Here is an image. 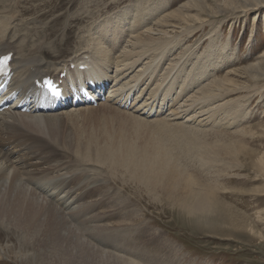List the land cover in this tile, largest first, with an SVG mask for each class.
<instances>
[{
    "label": "bare ground",
    "instance_id": "1",
    "mask_svg": "<svg viewBox=\"0 0 264 264\" xmlns=\"http://www.w3.org/2000/svg\"><path fill=\"white\" fill-rule=\"evenodd\" d=\"M5 1L0 0V11H2L0 16V55L6 53L12 54L10 61V86L12 90L20 94V97L14 101V104H10L11 108L22 98H31L33 96L37 90L34 85L35 79L40 80L45 76H52L58 81L60 79V73L65 72L66 76L62 78V84L65 90H69L72 86L78 88L80 84L88 79L95 83L100 82L105 84V86L107 83V102H103L99 106L103 107V109H113L116 111L114 112L112 110L114 113H122L130 118L132 123L138 126L137 128H148L150 131V142L137 144L127 139L123 140L124 135L120 133L110 135L105 133L106 136L103 137L109 136V138L103 142L98 138L92 137L86 139L77 137L74 139L72 136L76 135L68 133L64 128V118L88 111L92 109L91 105L73 107L70 112L59 110L52 112V114H43V111L41 112L39 110L20 112L19 110L12 109L3 111L0 113V225H4L3 228L5 229L9 227L13 228V230L15 229V232L20 235L18 241L22 242H20L21 244H19L18 249L24 250V253L27 248L34 250L32 252L34 256H28L26 258L28 260L33 259L34 261H38V257L41 259V261L39 260V264H48L49 261L52 264H86L91 262L92 257L100 264H177L174 258L169 261V257L163 256V254L151 246L140 245L137 247L135 242L129 240V235L122 225H115V228H111V223H105L102 218L108 216V213H106V209L102 210L105 201L101 199L108 198L111 204L116 199L114 205L111 206V208L113 207L112 213L120 214L119 211L124 212V215L120 216L122 218L121 223H125V216L129 218V212L132 210L130 207L134 203H130L126 195L121 192H113L112 189L111 191L108 189L110 184H116L114 176L119 175V179L122 178L125 180L126 175H128L136 185H140L145 189L147 188L150 192L155 190L156 186L160 183L157 182L158 184H156L155 179L160 177L158 175L163 176L162 178L167 175L169 181L170 179H173L172 181L177 180V183L176 181L175 183L178 185V181L182 177V169L178 168L179 166L175 162H173V165L171 161L175 160V156L173 155L174 151L181 150L183 152L182 147L184 143L188 144L187 142L192 139L193 135L191 131L195 127L186 124L192 121L194 123L198 118L201 119H198L199 123L203 119H206L208 122L220 110L222 113L225 112L223 114L226 117L231 116V118H234L237 115V108L240 107L239 101L235 100V98L230 102L224 101L226 97L230 95L232 97L233 94L240 93L241 88L229 87L233 78L228 76L233 74L228 72L221 77L212 79L213 81L211 80L208 83L204 81V85L200 84L198 88L195 87L193 94H191L193 89L190 91V95L184 104V110L181 112L176 111L177 115H174L176 118L162 117L158 119L162 116L164 106L167 107L166 96L168 94L163 92L161 94L156 88L154 90L150 89L149 93H147L151 83L149 84L150 77L147 76L145 69H148L149 75H153L154 73L157 75V66L163 62V58H166L167 52H169L168 54L172 52L171 50L174 48V45L169 43L167 45L165 44L164 47L158 46L161 37L155 39V35H158L159 32L153 30L144 21V16L140 17L137 15L138 17H134L135 21L132 25L133 27H139L141 25H139V22L141 21L143 24L140 26L141 28L139 27L141 31L132 35L134 28L129 27L131 36L126 45H129L130 49L124 47L117 56L113 55L115 52H111L112 50L116 51L114 41L118 38L114 36V32L122 31L124 33V28H121L119 23H127L125 21L127 17H124L128 14L126 11L118 17L117 21H114V23L111 22V24H116L114 26H109V23L105 24L102 21L98 24L99 30L101 28L103 32L102 35L99 34V37L103 40L101 43L106 44L105 48L95 40L92 42V48L89 49L85 46H79L73 50L67 59L56 63L53 60L67 52L62 47V42L57 43L54 47L52 45H33L27 48L24 42L10 36V32L6 31V27L8 26L7 21L9 22L12 18L20 15L19 6L21 5L19 0H7L6 3ZM263 1L224 0V4L233 9L235 7L243 9L246 12L250 10V6L253 3ZM196 4L197 7L202 8V11H204V5L201 3V0H196ZM188 5H190V2L185 6ZM221 8L218 7L215 12H220L222 10ZM172 15L174 16L173 18H179L180 16L183 19L186 18L185 15H181L180 12L177 13L175 11L164 16L162 19H157L154 24L159 27H174V24L169 21L173 19L170 17ZM201 15L199 12L196 17L199 18ZM129 26H131L130 23ZM111 29L113 31L108 34V31H111ZM108 40H113L111 42L112 44H108ZM117 44L119 47L121 43L117 40ZM228 44L229 42H225L220 48L217 47L221 57L215 58V61L209 62L210 56L214 55L212 52H215L211 51L208 54L204 53L201 61L198 59V62L193 63L194 69L189 72L190 74L183 76L188 86H194V83L198 80L205 79L206 67L209 63H226L230 60V58H226L229 51L225 53ZM149 52H153L154 55ZM185 53L178 54V58L175 56L177 59L170 66L164 68V75L158 79V81H166L168 83V89H171L175 85L180 88L181 83L179 84L180 81L178 83L176 82L175 76L180 75L181 69H185V65L189 61L190 52L188 55H185ZM143 58L146 61H143L144 64H141L139 61ZM81 65L83 69H79ZM140 65L141 67L126 80L135 68ZM258 65L264 70V63ZM113 67V74H110V69ZM178 77L180 78V76ZM66 78L70 80L68 86L65 85ZM142 84L146 85L141 88L140 86ZM184 92L181 89L178 93L181 95ZM132 93L135 95V99L133 100L135 104L132 106V108H135L132 111L137 114H143L146 117L157 116L155 121L147 123L137 116L132 115V113H128V111L119 110V108L125 107L128 100L132 97ZM146 93L148 97L139 103ZM141 95L142 98L136 102L137 98ZM160 95L161 100L159 106H157L156 103H158ZM230 98H228V101ZM220 100H223L222 103L220 102L221 104L219 103V105L217 104L213 108L210 106ZM34 102L33 100L31 103ZM228 106H233L236 109L234 110L232 108L234 111L227 110ZM204 115L207 116L205 117ZM244 115L246 116V114ZM201 116L204 118H201ZM224 119L223 122H225ZM168 120L172 121L168 122ZM123 122L125 121L123 120ZM227 123L225 122V124ZM17 125L23 126L29 132L28 134L25 133L26 137L31 136L29 144L19 142L22 132L16 130L15 126ZM194 142L196 141L194 140ZM203 148L205 149V147ZM172 149L174 150L172 151ZM212 153L215 152L213 151ZM195 156H197V153ZM48 165L49 167H47ZM91 169L95 173L90 172ZM122 174L125 176H122ZM169 181L166 182L169 183ZM161 183H164V180ZM169 185L171 184L169 183ZM173 192H169V195H167L174 196ZM187 194H190V196H186L187 198H183V196L178 197L177 203L182 211L184 210L189 214H194L195 211H204L206 213L207 211H213L216 204L213 191L207 192L204 190L188 189L185 195ZM150 197L152 198V196ZM192 199H194L193 203L191 202ZM116 203L118 204L116 205ZM206 213L203 215H206ZM137 215L135 214V216ZM135 216L134 214L131 215V217ZM116 231H121V233L118 234ZM113 238L120 239L122 242L130 241L124 246V252L120 250V247H115L118 252L113 249L109 250L106 247L111 246V241L114 240ZM126 247H129V249Z\"/></svg>",
    "mask_w": 264,
    "mask_h": 264
},
{
    "label": "rangeland",
    "instance_id": "2",
    "mask_svg": "<svg viewBox=\"0 0 264 264\" xmlns=\"http://www.w3.org/2000/svg\"><path fill=\"white\" fill-rule=\"evenodd\" d=\"M35 1L19 0L21 5L19 6L20 15L12 18L9 22L7 21L8 26L6 27V31L10 32V36L24 42L27 48L33 45H52L54 47L57 43L62 42V47L67 52L55 58L53 61L56 63L67 59L73 50L79 46L92 48V42L95 40L105 48L106 44H102L103 40L99 37V34L102 35L103 32L101 28L99 30L98 24L102 21L105 24L109 23V26H114L116 24H111V22L117 21L118 17L126 11L128 14L124 17H127L125 19L127 23H119V26L124 28V33L122 31L114 32V36L118 37L117 40L121 43L118 47L117 40L114 41L116 51L112 50L111 52H115L113 55L117 56L124 47L130 49L129 45L127 46L126 44L131 36L129 27H133L134 17H138L137 15L140 17L144 16V21L153 30L159 32L158 35H155V39L161 37L158 46L164 47L165 44L169 43L174 45V48L171 50L172 52L170 54L167 52L166 58H163V62L157 66V75L155 73L153 74L155 76L149 75L148 69H145L147 76L150 77L149 84L151 83L147 93H149L150 89L154 90L156 88L161 94H168L166 96L167 107L164 106L162 116L158 119L162 117L176 118L174 116L176 111L181 112L184 110L185 101L188 99L192 89L191 94H193L195 87L198 88L200 84L204 85L228 72L233 74L228 76L233 78L229 87L241 88L240 93L233 94L232 97L230 95L223 100L230 102L235 98V100L239 101L240 107L237 108L238 116L236 115V118H231V116L226 117L223 114L225 112L222 113L220 110V112L217 111L215 114L216 117L215 115L212 116L213 119L215 117L214 120L211 118L207 122L206 119H203L205 122L199 123L201 119L198 118L199 120H195L194 123L192 121L186 124L195 127L191 131L193 135L192 139L187 142L188 144L183 142V152L181 150L174 151L175 160L171 161L172 164L175 162L178 164V168L182 169V177L179 179L178 185H176L177 180L172 181L173 179H170L169 181L167 175L162 178L163 176L161 177V175L156 174L160 176L155 179L156 184L160 183L156 186V192L155 190L150 192L147 188L145 189L140 185H136L128 175H126L125 180L119 179V175L114 176L116 184H110L108 189L126 195L127 200L130 203H134V205L132 204L130 207L132 210L129 212L130 214L128 213L129 218L125 216L126 222L121 223V216L124 215V212L119 211L120 214L112 213L113 207L111 208V206L114 205L116 199L113 197L115 201L111 204L109 202L110 199L103 198L101 200L105 201V205H103L104 208L102 210L106 209L108 216L102 219H104L105 223H111V228H115V225H122L129 235V240L135 242L137 247L140 245L151 246L163 254V256L169 257V261L174 258L177 264H264V70L258 65L264 63V1L253 3L252 5L254 6L251 5L250 10L246 12L243 9L237 7L233 9L225 5L224 0H201V3L204 5V11H202V8L197 7L196 0ZM189 2L190 5L185 6ZM218 7L224 8H221L222 10L216 13L215 11ZM173 11L180 12L186 18L183 19L181 16L173 18V15L170 16L173 19L169 21L174 24V27L160 26V28L154 24L157 19H162L164 16L174 13ZM199 12L202 15L197 18L196 16ZM129 23L131 26H129ZM139 25H143L141 21ZM139 27H133L134 32H132V35L141 31V27ZM112 31L113 29L108 31V34ZM108 41V44H112L111 42H113V40ZM225 42H229L225 53L229 51L226 58H230V60L226 63H209L206 67L205 79L196 80L197 82L194 83V86L189 85V87L183 76L190 74L189 72L194 69L193 65L199 60L201 61L204 53L208 54V52L215 51L212 52L214 55L210 56L209 62L215 61L214 59L219 56L221 57L217 47L220 48ZM183 52H186L185 55H188L190 52V58L186 63L187 66L185 65L186 70L181 69L180 75L175 76L176 82L180 81V88L185 91L180 95L178 92L181 89L178 86L175 85L171 89H168V83L164 80L158 81V79L164 75V68L170 66ZM149 53L154 55L153 52ZM141 60L139 61L141 64H144L146 61L145 58ZM139 67L141 65L136 67L126 80ZM252 67L253 69H251ZM110 70V74H113L114 67ZM204 81L206 82L204 83ZM145 85L142 84L140 87L142 88ZM107 91L106 89L103 100L94 104L91 107L92 109L77 113L74 116L65 117L63 120L65 130L72 135H76H71L74 139L77 137L83 139L92 137L98 138L103 142L109 138V136L103 137L106 136L105 133L107 135L120 133L124 135L123 140L127 139L137 144H143V142L149 143L150 131L148 128H137L138 126L122 113H114L116 111L113 109H103V107L99 106V104L107 102ZM147 93L144 94L145 96L141 101L139 100L142 98V95L139 96L136 102L139 101L141 103L148 97ZM131 96L132 99L130 98L125 107H121L119 110L128 111V113H132V115L147 123L155 121L157 116L146 117L143 114H137L132 111L135 108H132L135 104L133 103L135 95L132 93ZM228 98H230L229 101ZM160 100L161 95L158 98V103H156L157 106H159ZM223 100L214 102L210 106L213 108L215 105H219L220 102L222 103ZM232 108L233 106H228L227 110H232ZM233 109L235 110L236 108ZM61 110L70 112L72 108ZM207 115L204 116L206 117ZM221 117H224V121L229 124H225ZM201 118L204 117L201 116ZM221 119L222 121L220 122ZM217 120L219 123H217ZM171 121L168 120V122ZM129 122L131 125L128 124ZM15 128L18 132H22L19 142L29 144L31 136H27L28 139H26L25 133H29L27 129H24L21 125H17ZM196 153L197 156H195ZM91 171L95 173L92 169ZM122 176L125 175L122 174ZM163 180L164 183H161ZM166 181H169L174 186L169 185ZM120 188L123 190L121 189V191ZM188 189L213 191L215 197L213 198L216 203L213 211H207V213L195 211L194 214L182 211L177 203L178 197L183 196V198H187L188 195L190 196V194L185 195ZM169 192H173L174 196H168ZM193 201L194 199L191 202L193 203ZM205 213L206 215H203ZM133 214L134 216L135 214L138 215L131 217ZM3 227L4 225H0V264H39L41 259L38 257V261L26 258L34 256L32 254L34 250L27 248L24 253V250L18 249L19 244L22 242L18 241L20 235L15 232V229L13 230L10 227L5 229ZM116 232L118 234L121 233V231ZM113 239L111 246H106L109 250L113 249L117 251L115 247H120V250L124 252V246L130 242L129 240L128 242H122L120 239ZM126 248L129 249V247ZM119 253L121 252L119 251ZM90 261L86 264H100L93 257ZM48 264L52 263L49 261Z\"/></svg>",
    "mask_w": 264,
    "mask_h": 264
}]
</instances>
